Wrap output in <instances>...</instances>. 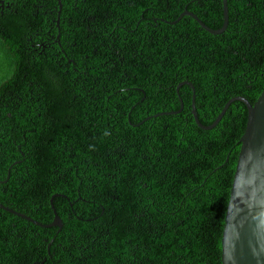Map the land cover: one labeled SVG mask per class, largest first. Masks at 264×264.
Segmentation results:
<instances>
[{
	"label": "trees",
	"instance_id": "trees-1",
	"mask_svg": "<svg viewBox=\"0 0 264 264\" xmlns=\"http://www.w3.org/2000/svg\"><path fill=\"white\" fill-rule=\"evenodd\" d=\"M60 1H0V203L62 222L0 207V264H221L246 106L203 129L176 85L205 125L252 104L264 0L217 34L165 20L219 28L221 0Z\"/></svg>",
	"mask_w": 264,
	"mask_h": 264
},
{
	"label": "water",
	"instance_id": "water-1",
	"mask_svg": "<svg viewBox=\"0 0 264 264\" xmlns=\"http://www.w3.org/2000/svg\"><path fill=\"white\" fill-rule=\"evenodd\" d=\"M221 2L223 22L219 28H210L187 9H184L175 20H165V22L175 23L181 16L189 15L206 31L212 34L221 33L226 28L228 21L226 0H221ZM57 5V13L59 14L60 0H57ZM56 24H58V16ZM182 84H187L192 88L191 113L195 123L200 128L210 129L215 126L229 104L234 100H239L246 106V123L238 141L240 146L224 214L221 233V264H264V88L252 104L244 96H232L224 103L213 122L205 125L199 121L196 114L192 83L186 80L179 82L176 85V92ZM179 101L180 107L177 110L161 113L178 112L182 108V100L179 99ZM148 118L149 116L145 117V119ZM51 202L52 199H50ZM0 207L41 226H57L58 229L62 226L61 219L54 209L53 219L44 224L1 203Z\"/></svg>",
	"mask_w": 264,
	"mask_h": 264
},
{
	"label": "flooded vegetation",
	"instance_id": "flooded-vegetation-1",
	"mask_svg": "<svg viewBox=\"0 0 264 264\" xmlns=\"http://www.w3.org/2000/svg\"><path fill=\"white\" fill-rule=\"evenodd\" d=\"M0 1H2V0H0ZM183 82V81H182Z\"/></svg>",
	"mask_w": 264,
	"mask_h": 264
}]
</instances>
